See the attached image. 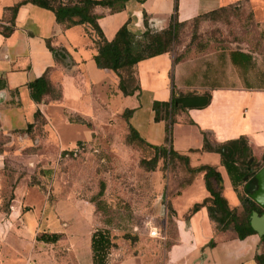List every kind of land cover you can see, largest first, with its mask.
<instances>
[{
    "label": "rangeland",
    "instance_id": "rangeland-1",
    "mask_svg": "<svg viewBox=\"0 0 264 264\" xmlns=\"http://www.w3.org/2000/svg\"><path fill=\"white\" fill-rule=\"evenodd\" d=\"M12 1L16 3L23 0ZM247 1L250 6H240L244 11L252 9L254 18L251 21H245L243 16H239L237 23L232 24L231 21L227 26L216 22L207 24L199 29V40L201 44H206L203 53H194L191 48L183 49L190 34L181 39L179 51L185 52L187 57L210 55L235 43L233 46L236 49L246 51L253 58V65L247 72H241V77L255 80L256 87H264V0ZM9 3L10 0H0V7ZM87 27L88 29L72 26L64 29V34L58 40L60 44L46 42V45L65 51L67 58L58 60L64 69L66 64L73 66L77 60L83 59L85 68L84 72H81L86 79L92 78L93 75L101 76V70L97 69L94 63L96 36L94 31ZM104 38L106 39L105 36ZM215 72L217 75L227 76L220 69ZM55 76L52 82L54 88L60 92V98L55 102L57 105L47 109L44 116L45 122L47 121L45 125L39 123L35 130V136L41 139L38 148H27L37 145V140L24 139L22 146L17 148L15 145H8L7 137L0 135V152L7 153L8 163L5 170L0 166V199H3V202L8 200L13 182L16 176L23 172L24 167L33 174L32 179L38 184L39 168L48 172L43 181L40 179L43 184L42 191L28 187V192L25 189L18 192L16 202L12 204L18 215L5 217L0 211V264H77L75 255L86 252L91 232L96 228L105 227L103 222L107 223L110 232L118 237L119 250L112 251V257L120 255L122 259H127L128 264H165L167 251L178 241L174 217L168 222L165 219V196L168 202L173 201L179 211L188 210L190 214L195 213L193 208L208 198L201 174L188 185L187 182L192 176L182 171L181 165L177 163L171 162L163 167L162 161L159 160L154 171L146 170L140 165L142 159L152 158V153L127 141L128 130L122 114L124 110L134 106V100L121 96L118 84L115 87L112 80H107V99L106 94L95 90V87L89 94L75 92L70 85L64 86V89L60 84V77ZM72 81L76 80H68V83ZM78 81L82 85L88 82ZM58 103L67 106L64 115ZM76 111L87 113L85 118L90 120L91 128L68 123L67 114L73 115ZM179 137V132H175L172 127L171 142ZM77 141L85 142L77 156L60 159L61 151L75 150L74 144ZM39 149L43 158L40 163H36L30 158V154L32 150L36 152ZM256 152L259 153L258 149ZM209 158L194 160L189 164V168L195 169L201 166V163H207L209 167L221 172L224 180L223 196L230 208H235L238 199L234 195L235 192L228 188L231 181L225 168L221 164L214 166ZM100 183L104 184L103 200L107 205L105 214L86 202L96 195ZM24 205L26 210L23 211ZM25 212L24 217L17 218ZM146 223L156 227L163 239L149 237ZM29 227L33 228L28 239L31 257L21 262L15 255V248L4 241L7 237L3 234L6 231L18 233L21 229L27 233ZM52 233L61 236L56 244L36 241L40 235ZM123 235L136 237L137 242L130 244L122 239Z\"/></svg>",
    "mask_w": 264,
    "mask_h": 264
},
{
    "label": "crops",
    "instance_id": "crops-1",
    "mask_svg": "<svg viewBox=\"0 0 264 264\" xmlns=\"http://www.w3.org/2000/svg\"><path fill=\"white\" fill-rule=\"evenodd\" d=\"M16 3L10 0L8 5L0 7V80L4 81L5 86L0 89V135L7 137L8 145H15L17 148L19 145L22 146L24 139L37 140V145L27 147L28 149H37L41 139L35 136V130L39 123L34 118V114L39 111L45 122L44 116L47 109L53 108L57 104L55 102L34 103L30 99L27 88L29 82L46 75L54 87L52 80H55V75H57L60 77V84L64 89L70 85L75 92L89 94L95 87V90L106 94L107 80H112L113 85L117 87L118 78L108 70H101V76L93 75L92 78L86 79L82 74L83 68H85L83 59L77 60L73 66L66 64V68H62L58 60L49 52L46 42L52 41V44L54 42L60 44L58 40L64 32L56 24L52 12L46 9L29 3L22 4L15 13L11 31L4 34L3 28L8 26L11 17V14L4 9ZM230 5L250 6L251 4L247 0H177L176 16L178 22H184L198 15L217 10L222 6ZM174 7L175 0H128L122 12L106 15L99 19L97 24L107 41H110L116 30L128 20L127 29L132 35L139 38L145 30L144 20L151 32L165 29L174 12ZM97 11L101 12L102 10L97 9ZM83 27L88 29L87 26ZM231 45L227 49L210 55L187 57L174 67L173 86L175 90L182 93L209 92L211 94L210 103L206 108L188 110L187 114L178 116L177 123L173 126L174 131L179 132L181 137L172 140V150L179 156L186 157L189 164L194 160L210 157L214 166L220 165V156L217 153L202 151L201 132L210 134L212 142L216 144L244 136L247 138L254 156L261 157L264 154V87H256L255 80H246L241 77V70L233 65L230 55L235 51L245 53L246 51L236 49L233 46L235 43ZM171 61L170 55H160L137 63L134 69L140 91L133 96L126 97V99L134 100V106L127 108L132 111L128 118L129 125L140 138L154 146H160L164 142L165 123L153 120L151 107L154 101L164 102L170 98ZM82 63L84 65L80 67ZM218 69L225 72L227 76L217 75L215 71ZM68 80L76 81L68 83ZM78 80H88V82L82 85ZM115 80L116 82H114ZM105 98H107V94ZM59 106L61 105L58 103ZM61 107L64 115V109L67 106ZM68 109L71 108L68 107ZM76 112L75 114L80 113L78 115L83 117L88 116L87 113ZM189 120L192 121V125L187 123ZM33 123L35 126L30 137L26 134L18 136L14 133L25 130L28 124ZM45 123L42 124L45 125ZM256 149L259 153L256 152ZM6 155L5 152L0 154L1 169L3 168V158ZM30 158L34 159L36 163H40L43 158L42 151L40 149L36 152L33 151ZM201 166H208V164L201 163ZM200 174L203 180L202 173H199L194 175L191 181ZM220 175L223 185L224 180L221 172ZM27 179V177L21 179L14 189V200L10 204V217L17 212L12 204L16 202L18 192L22 189L27 192L29 190L26 185ZM20 182L22 183L20 184ZM228 188L234 192L230 182ZM239 190L241 191V187ZM206 194L208 197L207 192ZM234 195L237 196L236 193ZM169 204L174 213L171 217H174L175 220L178 241L167 251L165 264H258L255 260L256 256H262L264 259V242L261 240L263 235L260 236L254 231L255 234L239 240L231 231L215 233L204 207L190 214L188 210L183 212L175 208L173 201ZM234 207L238 211L240 210L239 200ZM164 211L166 213L165 206ZM25 214L26 212L17 218L21 219ZM165 219L167 220L166 216ZM24 232L25 230L21 229L18 233L6 231L3 234L7 237L4 241L15 248V255L21 262L31 257L28 239L31 237L33 228L29 227L28 232ZM75 258L77 264H91L89 238L86 252L75 255ZM53 262L55 261L53 260ZM113 262L111 263L128 264L126 258L118 263ZM32 264L39 263L32 262Z\"/></svg>",
    "mask_w": 264,
    "mask_h": 264
},
{
    "label": "trees",
    "instance_id": "trees-1",
    "mask_svg": "<svg viewBox=\"0 0 264 264\" xmlns=\"http://www.w3.org/2000/svg\"><path fill=\"white\" fill-rule=\"evenodd\" d=\"M128 0H23L18 1L11 7L5 8L11 14L9 24L3 28V33L8 34L14 25V16L18 8L22 4H31L39 8L46 9L54 15L55 22L63 30L72 26H89L96 36L94 56V63L99 70H108L118 78V89L123 97L133 96L140 91L138 80L134 67L137 63L151 59L160 55H170L172 58V66L169 74L171 93L168 101L152 103L153 120L155 122L165 123L164 142L160 146L150 145L145 142L137 132L129 125L128 118L131 115V110H124L122 116L126 123L128 130L127 141L134 144L142 150H148L152 153V158L140 161V165L144 169L154 171L159 160L162 161L163 167L177 163L181 165L184 172H188L190 176L202 173L203 182L208 198L193 208L196 212L200 208L206 209L207 217L212 230L215 233L231 231L236 235L239 240L245 239L247 236L255 234L250 225V217L253 213L258 216H263L264 211L257 206L250 198L249 195L256 187V180L254 178L256 172L264 165V154L261 157L253 155L252 150L248 144V140L244 136H240L235 140H230L222 144L213 143L210 134L201 132L202 135V151L214 152L220 156V164L225 168L232 188L239 200L240 210L230 208L226 199L222 195V177L220 173L213 167L200 166L195 169L189 168L188 159L179 156L172 150L171 147V130L177 118L181 114H187L191 109H204L211 100L209 92H179L173 86V70L174 67L187 57L184 53L179 51L181 39L189 35L188 43L183 47L184 50L191 48L192 52L201 54L205 50L206 44L200 42V27L213 22L220 25L227 26L231 23H237L239 16H243L245 21H251L254 18L252 9L244 11L239 6H222L217 10L211 11L206 14L198 15L191 20L178 22L177 0H175L174 12L170 17L167 27L161 31L151 32L147 27V22L144 20L145 30L139 38L132 35L127 29L129 21L127 20L116 32L114 37L107 41L99 28L97 21L106 15H114L124 10L125 3ZM97 9L102 10L98 12ZM105 10V11H103ZM48 43V42H47ZM49 52L56 60H64L67 58L66 53L62 49H56L49 44L46 45ZM194 50V51H193ZM185 55V56H184ZM233 65L238 67L241 72H247L253 65V58L247 52L235 51L230 55ZM4 81L0 80V89H3ZM30 99L36 104L53 103L59 100L60 92L56 90L47 79L46 75L29 82L27 84ZM34 118L38 123H45L39 111H36ZM69 123H74L86 128H91L90 120L78 114H67ZM188 124H193L192 121H187ZM35 124H28L25 130L14 132L18 136L27 135L30 137L33 133ZM84 141H77L75 143V150H63L59 154V158H73L77 156L78 151L84 145ZM223 148H228L229 153H221ZM34 151V150H32ZM2 154V152H0ZM3 158V170L6 169V158ZM37 167V166H36ZM14 170V169H13ZM8 171V170H7ZM41 167L37 172L38 181L32 179L27 167H24L23 172L16 176L13 186L10 189V196L6 202L0 199V211L8 217L10 214V204L14 200V189L18 182L27 177L26 185L28 187H35L42 191V179L48 172ZM11 173V170H9ZM29 173V174H28ZM34 173V172H33ZM191 178V179H192ZM191 179L187 182L190 183ZM241 187V191L239 190ZM167 194V193H166ZM104 184H99V190L96 195L89 198L86 202L93 204L102 214L106 213L107 205L103 200ZM166 198V196H165ZM166 208L167 222L173 216V210L169 202H163ZM23 211L26 207L22 208ZM105 227L94 229L89 236V251L91 264H112L111 261L116 263L122 260L120 255L115 257L111 256L112 251H118L119 245L117 244L118 237L113 235L107 223ZM60 234H42L36 238L37 242L54 245L60 240ZM122 239L128 241L130 244L137 242L136 237L123 235ZM264 242V235L261 237ZM212 245V243H209ZM255 260L258 264H264L262 256H256Z\"/></svg>",
    "mask_w": 264,
    "mask_h": 264
},
{
    "label": "water",
    "instance_id": "water-1",
    "mask_svg": "<svg viewBox=\"0 0 264 264\" xmlns=\"http://www.w3.org/2000/svg\"><path fill=\"white\" fill-rule=\"evenodd\" d=\"M225 152L228 154L229 149L223 148L221 150L222 154ZM254 178L256 180V187L250 193L249 198L264 211V165L256 172ZM250 225L258 235H264V216L259 218L256 213H253L250 217Z\"/></svg>",
    "mask_w": 264,
    "mask_h": 264
},
{
    "label": "built area",
    "instance_id": "built-area-1",
    "mask_svg": "<svg viewBox=\"0 0 264 264\" xmlns=\"http://www.w3.org/2000/svg\"><path fill=\"white\" fill-rule=\"evenodd\" d=\"M145 227L147 229V234L149 237L163 239V236L156 227L151 226L150 223H146Z\"/></svg>",
    "mask_w": 264,
    "mask_h": 264
}]
</instances>
